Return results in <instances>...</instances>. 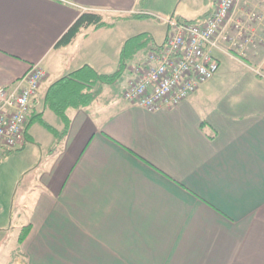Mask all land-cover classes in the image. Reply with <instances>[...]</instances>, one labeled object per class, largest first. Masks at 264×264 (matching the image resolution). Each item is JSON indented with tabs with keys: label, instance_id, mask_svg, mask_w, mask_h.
I'll return each mask as SVG.
<instances>
[{
	"label": "crops",
	"instance_id": "crops-1",
	"mask_svg": "<svg viewBox=\"0 0 264 264\" xmlns=\"http://www.w3.org/2000/svg\"><path fill=\"white\" fill-rule=\"evenodd\" d=\"M83 11L119 18L58 45ZM156 11L150 0H0V87L33 64L46 71L23 145L0 148V264H264V0L236 2L210 80L149 111L122 93L166 38L161 21L131 28ZM84 66L121 76L63 118L47 91Z\"/></svg>",
	"mask_w": 264,
	"mask_h": 264
},
{
	"label": "built area",
	"instance_id": "built-area-1",
	"mask_svg": "<svg viewBox=\"0 0 264 264\" xmlns=\"http://www.w3.org/2000/svg\"><path fill=\"white\" fill-rule=\"evenodd\" d=\"M237 1L215 0L211 15L201 23L154 15L166 25V38L147 53L142 66L134 67L123 99L155 111L177 105L210 80L219 66L210 51L219 48ZM45 77L44 68L33 64L15 82L0 87V148L23 145L30 108Z\"/></svg>",
	"mask_w": 264,
	"mask_h": 264
},
{
	"label": "trees",
	"instance_id": "trees-1",
	"mask_svg": "<svg viewBox=\"0 0 264 264\" xmlns=\"http://www.w3.org/2000/svg\"><path fill=\"white\" fill-rule=\"evenodd\" d=\"M134 16V15H130ZM119 18V17H118ZM114 18L110 22L103 20L102 15L98 12L83 11L75 19V21L69 26L66 32L60 37L58 45L68 44L83 28L88 26L102 27L110 26L118 19ZM199 19L190 22L197 23ZM121 76V71L118 70L115 73L109 75H98L95 73L91 67L84 66L77 71L69 73L58 80H56L49 87L46 99L49 101L50 106L63 118L64 110L67 106H79L95 97L99 88L94 90L97 83L109 84L115 82ZM36 118L29 117L28 124L35 120ZM40 122L49 128V126L41 119ZM66 134V129L61 133V136L56 142V146L60 144L64 135Z\"/></svg>",
	"mask_w": 264,
	"mask_h": 264
},
{
	"label": "rangeland",
	"instance_id": "rangeland-1",
	"mask_svg": "<svg viewBox=\"0 0 264 264\" xmlns=\"http://www.w3.org/2000/svg\"><path fill=\"white\" fill-rule=\"evenodd\" d=\"M178 1V0H177ZM153 5H155V8H158L160 10H163L160 13H156L154 15L156 16H166V15H174L175 17L182 16L189 19H193L192 21L196 22L197 16L201 15L204 10H206L210 4V0H180L179 2L175 3H169V5L166 7L164 6L163 0H150ZM140 5H138V8ZM170 10V11H167ZM163 12H165L164 15ZM104 16H108V13H103ZM156 20H155V19ZM151 18L150 20L146 21L143 20V22H137L132 24L131 28L137 29L139 28L142 30H149L153 23L156 25H162L157 17ZM221 66L224 65V57H221Z\"/></svg>",
	"mask_w": 264,
	"mask_h": 264
}]
</instances>
